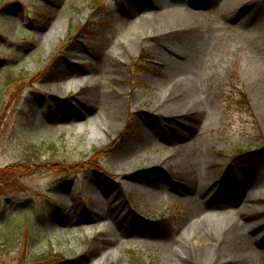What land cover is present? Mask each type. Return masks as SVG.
I'll list each match as a JSON object with an SVG mask.
<instances>
[{
    "label": "rangeland",
    "instance_id": "obj_1",
    "mask_svg": "<svg viewBox=\"0 0 264 264\" xmlns=\"http://www.w3.org/2000/svg\"><path fill=\"white\" fill-rule=\"evenodd\" d=\"M230 1L227 18L225 0L167 1L208 13L207 54L193 32L130 29L131 9L133 21L148 12L141 0H0V264H237L216 227L226 221L243 237L258 224L245 242L264 264V0ZM167 46L184 62L173 68ZM99 51L111 76L91 84ZM216 68L207 92L166 84ZM192 110L204 123L183 127ZM183 144L198 185L205 172L218 184L198 203L184 197ZM246 196L256 206L243 213Z\"/></svg>",
    "mask_w": 264,
    "mask_h": 264
},
{
    "label": "bare ground",
    "instance_id": "obj_2",
    "mask_svg": "<svg viewBox=\"0 0 264 264\" xmlns=\"http://www.w3.org/2000/svg\"><path fill=\"white\" fill-rule=\"evenodd\" d=\"M143 4H146V8H148L147 14L144 16V18L141 20H131L132 15H133V10L131 9L128 14H127V20L132 22V27L130 29H138V30H144L147 27H154V28H161L164 29L165 27H168L171 33L167 35H161V37L167 38L171 35L180 34L181 31H187V32H193L197 34L200 39H203L204 44L206 45L207 43L204 41V38L206 35H208L214 28H213V23L209 21L208 13L207 17L204 12H201L200 10H196L194 13L188 12L189 10L184 7L183 4H178V7L176 8L174 5H169L167 4L168 0H141ZM190 6H193L192 2L189 0ZM201 5L204 6V2L201 3ZM136 6V5H133ZM239 4H233L231 3L230 0H225V2H221L219 6V12H220V17L222 16L223 18H227L229 15L233 14ZM193 8H195L193 6ZM197 9V8H195ZM188 10V11H187ZM193 11V10H192ZM200 11V12H199ZM135 25V27H134ZM132 31V30H131ZM183 34V33H182ZM163 42V41H162ZM208 45V46H207ZM205 46V49L207 51V54H210V47L211 44H207ZM168 47V46H167ZM167 49L169 56L167 57L169 60V63L171 62L173 65L172 67L174 68L175 63L177 60H180L184 62V59L187 58V54H182L176 49H172L168 47ZM105 50V49H104ZM170 52L172 54H170ZM165 54V53H164ZM166 55V54H165ZM208 58V57H207ZM98 59H99V64H97V73L92 74L91 77L86 76L91 80V84H93L96 81V76H111L110 73L104 74V69H101L103 64L106 66V61L108 62L107 65L111 64V57L108 55L107 52L99 51L98 52ZM203 62L206 63V58H202ZM210 61V59H209ZM203 69V68H202ZM202 69H197L200 70L199 73H195L194 71L191 70V73H187V75H181L178 79H171L168 78L166 79V84L168 87H173V86H178L179 83L182 84H187L188 86H191L192 88L196 89L197 91L199 90L201 93L207 92L210 90V88L214 85L215 81L219 79L220 77V71L219 69H210L207 71L202 72ZM103 71V72H102ZM196 71V70H195ZM168 77V76H167ZM98 78V77H97ZM100 78V77H99ZM99 87H93L91 92H88L87 95L84 97L85 100H87L91 105L98 104V98L99 94L97 95L93 90ZM204 101H206L204 99ZM255 106L257 108V102L255 103ZM177 120L181 123L183 127L189 125H196L197 121L201 120V126L204 123V119L200 116L199 113L195 112L194 110L186 112L185 114H182ZM137 137L140 138V143H145L147 141V138L136 134ZM127 147L129 150H133L136 146L130 143H127ZM176 153V152H172ZM175 159L179 162L181 166H183V171L185 175V183L187 188L184 191V197L186 196V200H189L190 203H198V199L196 196L201 195L206 189H216L218 188L217 182L210 177V173L205 172V179L207 180L206 183H203V185H198L197 183V177H195V174H197V167L198 165V158H197V153L195 150L194 144H183L179 146L177 153L175 154ZM191 195L189 199H187V196ZM242 207L239 210L240 212L243 211H254L255 210V203H252V199L250 196H246L242 201ZM242 213V214H243ZM261 225H264V221L260 222ZM258 224L255 225H249L245 226L247 230V235L242 236L240 232L238 233L237 226L234 225V223H231L230 221H226V224L224 226H221L217 229L222 230L224 233L223 238H221L222 243L226 246L225 250H227L231 258H233L237 264H255V258L254 255L252 254V250L246 246L245 240L249 241L252 237V233L255 232ZM221 233V232H220ZM261 237L264 238V226L262 233L260 234ZM213 251V250H212ZM201 253V252H200ZM204 260L203 258H200V262ZM212 261L214 264L218 263V258L214 257L212 258Z\"/></svg>",
    "mask_w": 264,
    "mask_h": 264
},
{
    "label": "trees",
    "instance_id": "obj_3",
    "mask_svg": "<svg viewBox=\"0 0 264 264\" xmlns=\"http://www.w3.org/2000/svg\"><path fill=\"white\" fill-rule=\"evenodd\" d=\"M240 98L242 99L243 104L248 105V106L250 105L248 96L245 93L241 92L240 93ZM259 153L260 154H264V147L259 150ZM254 155H256V154L255 153H252V152H247V153L246 152H244V153L239 152V154H238L237 157L239 159H241V160H249V159L254 158ZM81 168L82 167H78V168L74 169L73 172H72V174H75V173L78 174V173H80Z\"/></svg>",
    "mask_w": 264,
    "mask_h": 264
}]
</instances>
